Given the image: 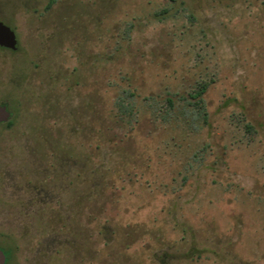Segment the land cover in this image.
I'll return each instance as SVG.
<instances>
[{"label": "rangeland", "instance_id": "rangeland-1", "mask_svg": "<svg viewBox=\"0 0 264 264\" xmlns=\"http://www.w3.org/2000/svg\"><path fill=\"white\" fill-rule=\"evenodd\" d=\"M4 264H264V0H0Z\"/></svg>", "mask_w": 264, "mask_h": 264}, {"label": "water", "instance_id": "water-1", "mask_svg": "<svg viewBox=\"0 0 264 264\" xmlns=\"http://www.w3.org/2000/svg\"><path fill=\"white\" fill-rule=\"evenodd\" d=\"M0 45L4 47H8L11 49H15V39L14 34L10 30V28L4 25L0 21ZM8 112L6 110V106H0V122L7 119ZM5 256L3 251L0 249V264H4Z\"/></svg>", "mask_w": 264, "mask_h": 264}]
</instances>
